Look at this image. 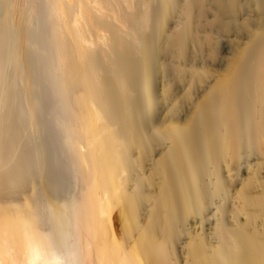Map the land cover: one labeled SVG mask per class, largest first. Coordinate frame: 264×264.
I'll return each instance as SVG.
<instances>
[{
    "label": "bare ground",
    "instance_id": "bare-ground-1",
    "mask_svg": "<svg viewBox=\"0 0 264 264\" xmlns=\"http://www.w3.org/2000/svg\"><path fill=\"white\" fill-rule=\"evenodd\" d=\"M53 254L264 264V0H0V264Z\"/></svg>",
    "mask_w": 264,
    "mask_h": 264
},
{
    "label": "clouds",
    "instance_id": "clouds-1",
    "mask_svg": "<svg viewBox=\"0 0 264 264\" xmlns=\"http://www.w3.org/2000/svg\"><path fill=\"white\" fill-rule=\"evenodd\" d=\"M39 260V257H34L32 259V264H38ZM42 264H68V261L63 256L53 254L50 255L47 260L43 261Z\"/></svg>",
    "mask_w": 264,
    "mask_h": 264
},
{
    "label": "rangeland",
    "instance_id": "rangeland-1",
    "mask_svg": "<svg viewBox=\"0 0 264 264\" xmlns=\"http://www.w3.org/2000/svg\"><path fill=\"white\" fill-rule=\"evenodd\" d=\"M182 58H183V57H182ZM182 58H181V56H180V57H179V60H180V59H181V60H184V58H183V59H182ZM168 60H171V59H168Z\"/></svg>",
    "mask_w": 264,
    "mask_h": 264
},
{
    "label": "snow or ice",
    "instance_id": "snow-or-ice-1",
    "mask_svg": "<svg viewBox=\"0 0 264 264\" xmlns=\"http://www.w3.org/2000/svg\"><path fill=\"white\" fill-rule=\"evenodd\" d=\"M38 257V256H37Z\"/></svg>",
    "mask_w": 264,
    "mask_h": 264
}]
</instances>
